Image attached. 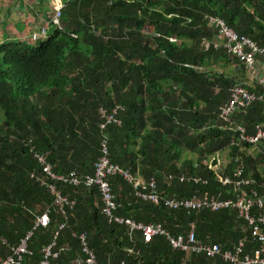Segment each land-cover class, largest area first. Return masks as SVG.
<instances>
[{"label":"trees","instance_id":"1","mask_svg":"<svg viewBox=\"0 0 264 264\" xmlns=\"http://www.w3.org/2000/svg\"><path fill=\"white\" fill-rule=\"evenodd\" d=\"M64 4L62 30H52L45 41L0 42V256L8 255L36 217L48 210L49 225L32 232L24 264H38L42 249L53 241L51 264L84 259L80 234L85 235L96 264H227L203 254L186 259L163 237L144 243L140 232L108 223L95 187L58 184L61 195L73 202L61 215L47 188L30 179L40 171L23 143L31 140L46 154L54 174L84 176L93 172L103 133L110 163L144 183L153 179L157 194L176 198L208 194L224 200L253 188L260 195L264 141L249 154L248 145L222 129L218 107L228 101L235 84H244L247 92L257 95L262 94L261 87L247 81L236 59L212 47L205 50L201 42L216 38L207 23V17H213L264 51V0H65ZM146 28L151 31L144 33ZM217 63L233 65L239 74L210 69ZM115 106L121 107L119 126L100 132V109ZM232 120L253 135L255 126L264 128V103L251 102ZM224 152L228 162L218 173L231 176L238 159L243 177L255 186L234 191L217 181L208 164H215ZM184 153L194 160L184 158ZM168 175L199 177L206 185L167 183ZM108 182L117 216L160 224L172 237L184 235L193 224L199 241L208 237L222 251L241 238L246 239L244 253L254 247L236 209L169 210L140 201L119 176Z\"/></svg>","mask_w":264,"mask_h":264},{"label":"built area","instance_id":"2","mask_svg":"<svg viewBox=\"0 0 264 264\" xmlns=\"http://www.w3.org/2000/svg\"><path fill=\"white\" fill-rule=\"evenodd\" d=\"M49 4L51 11L48 15L46 26L31 33L27 39V42L31 45L45 41L49 36L50 29L62 30L61 16L65 7L64 0H49ZM207 23L209 24L208 26L215 30L216 38L211 41L203 39L201 44L204 49L207 50L212 47L215 50H222L226 55L236 59L244 67L247 81L255 82L261 87L262 94L257 95L255 92H247L244 89V84H235L229 89L228 101L218 107V119L222 123V129L236 134L241 144L248 145L249 148L257 150L264 141L263 126H255L254 134L247 135L244 128L232 120V116L237 112L244 111L251 102L261 101L264 103V51L248 38L237 35L220 19L207 17ZM70 36L72 38L76 37L74 34H70ZM185 66L194 68L197 71H204L201 67ZM120 110L121 107L119 106H115L109 111L100 109V123L98 125L100 132H103L110 125L119 126L117 114ZM108 144L107 136L102 133L99 143L100 156L93 165L92 174L77 176L71 172L65 176H61L52 172L46 154L37 150L31 140H28L23 145L40 171L38 176L34 173L30 174V179H35L41 186L47 188L49 194L53 197V204L58 208V212L61 215H64L65 208H71L73 206V202L61 195L56 188L58 184L71 188L83 186L89 189L95 187L100 195L102 204L100 212L106 221L108 223L113 222L118 225H123L128 232H140L144 243L150 242L154 237H163L170 249L182 252L186 259L192 255L203 254L208 258L220 257L221 261L227 264H264V184L261 185L262 193L260 195H257V192L253 188H250L247 194L242 193L241 195H237L235 199L218 200L208 194L193 196L191 198L163 196L156 193V183L153 179L144 183L140 177L133 175L128 170L111 164L108 156ZM247 152L249 153V150ZM208 167L215 171L216 179L221 185L232 186L234 191L255 186L250 178L243 177V165L238 159H234V168L231 176H222L218 173L219 169L224 168L220 166L219 158L215 164L212 165L209 163ZM112 176H119L128 183L133 190L134 196L140 201L150 202L154 205H162L169 210H209L216 212L224 209H236L238 210L239 217L247 224L248 236L254 244V247L244 253L246 239L241 238L231 249L222 251L208 237L205 240L199 241L195 237L193 224L189 225V230L184 235L172 237L160 224L144 225L136 223L129 218L117 216L115 212L118 205L115 203L108 182V178ZM172 181H177L180 184L206 185L205 180L186 175H168L166 182L170 183ZM144 188L146 191L142 190ZM252 209L255 210V214H251ZM48 225L49 216L48 210H46L36 217L32 229L26 233L18 245L11 247L8 255L4 257L0 256V264H24L25 256L29 254L27 242L32 232L37 228H46ZM63 226V224L59 225L57 232L53 236L54 239ZM78 239L81 252L85 258L78 257L69 264H96L94 256L86 245L85 235L80 234ZM2 243L6 245L5 240H2ZM53 247L54 241L42 249V258L38 264H51L50 259L54 257V254L51 252Z\"/></svg>","mask_w":264,"mask_h":264},{"label":"crops","instance_id":"3","mask_svg":"<svg viewBox=\"0 0 264 264\" xmlns=\"http://www.w3.org/2000/svg\"><path fill=\"white\" fill-rule=\"evenodd\" d=\"M48 4L47 0H0V42H23L46 26ZM254 151L249 148V154Z\"/></svg>","mask_w":264,"mask_h":264},{"label":"rangeland","instance_id":"4","mask_svg":"<svg viewBox=\"0 0 264 264\" xmlns=\"http://www.w3.org/2000/svg\"><path fill=\"white\" fill-rule=\"evenodd\" d=\"M150 31H151V28H146L144 30V33H149ZM210 69H214L215 71H218V72H221V71L229 72L235 76H237L239 74V72L235 66L230 65L228 67H225L222 63H217L216 65H213ZM185 157H188V159H190V160H194V156L189 154V153H184V158ZM227 162H228V159L226 156V152L220 154V156H219L220 166L225 167ZM263 163H264V161H263Z\"/></svg>","mask_w":264,"mask_h":264},{"label":"clouds","instance_id":"5","mask_svg":"<svg viewBox=\"0 0 264 264\" xmlns=\"http://www.w3.org/2000/svg\"><path fill=\"white\" fill-rule=\"evenodd\" d=\"M47 1L49 2V0H47ZM64 1H65V0H64ZM48 7H49V14H50V11H51V9H50V4H48ZM49 14H48V15H49ZM61 25H62V24H61ZM52 30H54V29H51V32H52ZM51 32H50V33H51ZM50 33H49V35H50ZM26 41H27V39H26Z\"/></svg>","mask_w":264,"mask_h":264}]
</instances>
